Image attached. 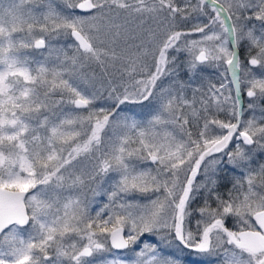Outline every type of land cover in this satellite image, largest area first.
Masks as SVG:
<instances>
[{
	"label": "snow or ice",
	"instance_id": "1",
	"mask_svg": "<svg viewBox=\"0 0 264 264\" xmlns=\"http://www.w3.org/2000/svg\"><path fill=\"white\" fill-rule=\"evenodd\" d=\"M0 264H264V0H0Z\"/></svg>",
	"mask_w": 264,
	"mask_h": 264
}]
</instances>
